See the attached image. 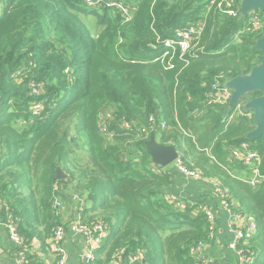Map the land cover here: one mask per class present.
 Segmentation results:
<instances>
[{
  "label": "trees",
  "instance_id": "obj_1",
  "mask_svg": "<svg viewBox=\"0 0 264 264\" xmlns=\"http://www.w3.org/2000/svg\"><path fill=\"white\" fill-rule=\"evenodd\" d=\"M134 7L90 9L83 0H0V201L28 248L63 224L54 202L71 195L90 207L83 223L103 222L107 236L97 264L142 252V264H201L212 241L200 204L177 207L165 194L174 169L152 160L153 134L181 161L219 182L255 235L241 242L249 264H264V179L231 148L248 143L264 176V137L249 141L254 114L208 103L229 80L261 63L243 0H112ZM96 17L93 34L83 17ZM198 33L181 53L167 48L178 30ZM165 53L164 61L154 62ZM42 104L38 115L32 111ZM106 117L105 125H102ZM62 168L66 179L58 181ZM62 198V199H63Z\"/></svg>",
  "mask_w": 264,
  "mask_h": 264
},
{
  "label": "built area",
  "instance_id": "obj_2",
  "mask_svg": "<svg viewBox=\"0 0 264 264\" xmlns=\"http://www.w3.org/2000/svg\"><path fill=\"white\" fill-rule=\"evenodd\" d=\"M83 2L88 8L91 9H103L104 7H112L118 9L122 12L125 17L130 16L131 13L135 10L132 5L127 4L125 1L115 2L112 0H83ZM250 24L253 30L264 32V12H251ZM197 33L198 30L194 25L187 27V29L185 30H178L174 38L166 43V47L172 48L173 53H176L177 50L181 53H185L190 48L192 37ZM167 55L168 53H165V55H163L158 60L163 62L164 58ZM232 98L233 92L226 88L218 92L216 95H210L208 103L219 107L229 106V109H231L230 103L232 101ZM36 105L37 106H35L34 114L38 115L41 112L43 106L42 104ZM242 115H245L244 107L243 105L238 104L236 107H234V111L229 115L228 119L231 122ZM231 152L235 159L240 160L244 163V165L251 169L252 175L246 178V181L250 185L255 186L264 179V176L260 173L258 169V152L254 151L248 143H242L239 147L231 148ZM176 170L189 179H195L197 181L211 183L216 193L221 198V205L230 211L234 212L236 210L237 205L233 202V200L230 199L229 192L223 187H221L219 182L206 179L202 176L200 172L188 169L181 160L177 161ZM168 199H170L172 203H174L179 208L184 209L186 207V204L183 205V203L180 202L177 198ZM62 200V198L57 197L54 202V207L56 209V214L58 217L62 216L64 209V203ZM199 210L207 216L211 225V237L212 240H214L218 228L216 212L207 205L200 206ZM2 213H4L3 202L0 201V221L2 218ZM82 220L83 218L79 216L73 222L63 223L54 230V233L52 237H50L49 242V247L54 257L52 264H68L69 254L64 241L71 234L79 235L83 238V254L87 264H97V260L101 259L99 256V251L105 243V238L107 236L106 227L103 222L100 221L94 223H83ZM6 225L10 232L11 240L18 249L19 257L22 260H25L29 248L23 236L20 235L18 223L15 221L13 215L10 213L7 214ZM256 229L257 227L255 223H246L244 215L241 211L239 212V216L233 219L232 223H230V230L233 234L234 240L229 246V248L236 252L239 264L250 263V257L248 256L247 252L243 249H239L238 246L241 242L249 241L255 235ZM203 249L204 246H201L199 248L201 264H212V260L206 258L203 255ZM143 261L144 254L142 252H137L136 254L134 253L133 255H129L123 263L114 260L113 262L111 261L109 264H142Z\"/></svg>",
  "mask_w": 264,
  "mask_h": 264
},
{
  "label": "crops",
  "instance_id": "obj_3",
  "mask_svg": "<svg viewBox=\"0 0 264 264\" xmlns=\"http://www.w3.org/2000/svg\"><path fill=\"white\" fill-rule=\"evenodd\" d=\"M71 191L66 190L63 198L64 209L61 216L63 223L76 220L79 216L87 218L84 213L91 203L82 202L77 195L72 196ZM167 198H177L183 205L201 203L211 207L216 212L218 220L217 233L214 240L207 243L202 251L206 258L212 260V264H239L238 256L229 246L233 242V234L230 230V223L239 216V210L230 211L221 205V198L216 193L211 183L189 179L178 171H174L171 183L166 186ZM246 223L253 222V219L244 216ZM7 214L2 213L0 221V264H52L54 257L50 249V238L45 248L42 242L36 241L28 250L25 260L18 255V249L11 240L10 232L6 225ZM254 223V222H253ZM83 238L79 235H69L64 243L68 249V264H87L84 259ZM104 254H100L102 258Z\"/></svg>",
  "mask_w": 264,
  "mask_h": 264
},
{
  "label": "water",
  "instance_id": "obj_4",
  "mask_svg": "<svg viewBox=\"0 0 264 264\" xmlns=\"http://www.w3.org/2000/svg\"><path fill=\"white\" fill-rule=\"evenodd\" d=\"M242 17H247L251 12H264V0H243L241 3ZM261 52V63L250 74L238 76L231 79L226 84L227 88L233 92L230 107L234 108L243 99L254 93L260 96L255 97L245 104L246 111L254 114L255 130L247 137L249 141H256L264 137V37L257 43ZM149 154L156 165L167 168L179 158V153L174 146L159 143L155 134L146 144ZM56 179L62 181L66 179V174L62 168H58Z\"/></svg>",
  "mask_w": 264,
  "mask_h": 264
},
{
  "label": "rangeland",
  "instance_id": "obj_5",
  "mask_svg": "<svg viewBox=\"0 0 264 264\" xmlns=\"http://www.w3.org/2000/svg\"><path fill=\"white\" fill-rule=\"evenodd\" d=\"M86 18L89 19V21H87L86 23L89 24L90 28L92 29V33L95 35L98 34V31H97L98 30V28H97L98 18H96V17L91 18V17H86V16L83 17V19L87 20ZM35 106H37V105H35ZM35 106L32 107L33 112L35 111ZM103 118H104V116H103ZM105 121H106V117L104 118V120L102 122L103 126L105 125ZM181 159H182V155H181V153H179V158L176 161H174L171 165H169L167 168L176 170L177 161L181 160ZM82 202L86 203L85 198H82Z\"/></svg>",
  "mask_w": 264,
  "mask_h": 264
},
{
  "label": "clouds",
  "instance_id": "obj_6",
  "mask_svg": "<svg viewBox=\"0 0 264 264\" xmlns=\"http://www.w3.org/2000/svg\"><path fill=\"white\" fill-rule=\"evenodd\" d=\"M84 4H85V3H84ZM85 6H86V5H85ZM86 7H87V6H86ZM90 9H91V8H90ZM94 10H96V9H94ZM190 26H191V25H190ZM158 59H160V57H159ZM158 59H155L154 62H158V61H159ZM39 104H41V103H39ZM237 105H238V104H237ZM237 105H236V106H237ZM236 106H235V107H236ZM33 113H34V112H33ZM102 117H103V116H102ZM0 152H1V149H0Z\"/></svg>",
  "mask_w": 264,
  "mask_h": 264
},
{
  "label": "flooded vegetation",
  "instance_id": "obj_7",
  "mask_svg": "<svg viewBox=\"0 0 264 264\" xmlns=\"http://www.w3.org/2000/svg\"><path fill=\"white\" fill-rule=\"evenodd\" d=\"M249 97V96H248Z\"/></svg>",
  "mask_w": 264,
  "mask_h": 264
}]
</instances>
